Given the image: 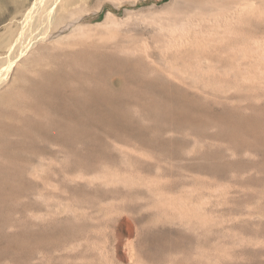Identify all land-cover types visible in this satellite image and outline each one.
I'll return each instance as SVG.
<instances>
[{"label": "rangeland", "instance_id": "obj_1", "mask_svg": "<svg viewBox=\"0 0 264 264\" xmlns=\"http://www.w3.org/2000/svg\"><path fill=\"white\" fill-rule=\"evenodd\" d=\"M18 1L25 6L34 0ZM167 1L83 0L75 14L81 17L74 26L78 31L75 35H79L68 49H96L95 44L101 39L135 43L138 39L137 43L143 47L148 44L154 49L157 44L154 33L167 37L171 32L158 31L156 26L146 22L149 14ZM254 1V10H261L264 16V0ZM0 2H6L9 9L14 7L12 0ZM3 13L0 12V16ZM11 18L0 23V38L8 37L10 29L7 25L17 28ZM254 18L252 14L245 16L246 45L241 47L264 51V18L260 22ZM198 31L203 43L213 37L205 29ZM256 33L263 36L260 43L250 39ZM231 38L235 41L238 36ZM194 53L185 51L173 57L162 56L167 65L188 72L192 80L208 86L206 88L213 90H210L212 93L217 92L205 94L196 91L195 87L174 83L187 89L191 96L195 94L192 101L185 97L179 98L181 103L177 102V91L144 83L143 76L150 75L148 70L145 71V63H134L132 68L138 72L134 79L116 68L107 67L99 72L95 66L97 81L81 80L85 89L93 94L112 91L103 77L111 75L122 84L119 94H111V98L102 100L89 98L88 93L85 100V94L81 93L83 100L91 106L86 110L89 113L86 115L81 111L82 114L85 112L82 115L84 121L78 124L67 120L76 124V128L80 125L79 129H84L83 138L75 141L80 152L76 156L80 158L69 168L70 172L76 171L72 172L74 175L82 170L87 174L86 178L69 183L70 190L58 182H55L58 188H53L48 184L50 180L44 178L52 174L47 168L48 171L40 175L45 181L40 176L35 177L41 180L38 182L42 187L43 182H48V188L44 189L46 193L42 191L46 194L43 197L37 198L35 189L27 190L30 195L34 192L31 196H27L23 187L17 190L21 193L16 192L18 186L13 187L15 192L7 191L10 196L7 193L8 199H5L8 201L0 199L4 200L0 201V264H73V261L74 264H264V97L256 95L262 92L259 87L264 85V81L260 82L262 74L257 67H251L247 73L249 79L245 78V61H242V64H233L235 69L232 66L223 77L219 78L218 74L220 80L212 74L213 80L211 74L205 73V77L204 73L197 72L195 67L200 65H197L198 55ZM207 62L202 65L214 66L216 63ZM222 63L227 64L226 61ZM192 65H195L193 69ZM192 70L199 73L198 76ZM115 87H118L117 82ZM229 87L235 93H242L243 97L226 102L219 93ZM15 89L1 104H17L23 97L25 102L32 99L19 85ZM254 106L259 110H254ZM17 110L38 116L24 106ZM5 121L18 123L10 117ZM53 164L51 169L56 171L63 166V163L61 166ZM94 175L98 177L93 181L90 177ZM28 200L35 201L34 206ZM48 206L54 207L53 215L46 210L50 208ZM21 219L25 221L20 224L23 229L17 226ZM92 252L95 254L88 260L76 262L71 257L81 253L91 255ZM64 256H68L65 261L60 259Z\"/></svg>", "mask_w": 264, "mask_h": 264}, {"label": "bare ground", "instance_id": "obj_2", "mask_svg": "<svg viewBox=\"0 0 264 264\" xmlns=\"http://www.w3.org/2000/svg\"><path fill=\"white\" fill-rule=\"evenodd\" d=\"M82 1L83 0H34L29 5L22 6L19 4L18 0H12L14 4V7L12 9H9L7 7L8 4H6V2H0V12H4L0 16V23L3 22L7 17L11 16V22H16L17 26V28L15 29L13 27L9 28L7 25L6 28L10 29L8 37L0 38V199L4 198V200H7V196L10 193L8 190L11 189L12 191H14L13 187L15 188L16 186H18L16 192H20L17 191L19 188V190H22L24 188L26 189V191L35 189L33 191L37 190L36 192H38L39 194H37L36 197L41 198L46 195L44 194V189L46 190V188H48V184H51L53 188L54 186L58 188V185H55V182H58L61 185L63 184L62 186H65L66 189L68 188V190H70L71 184L69 183H72L79 178H86L87 174H84L85 172L81 170L82 168L80 166L79 167L81 169H79L81 170V173L77 168L79 173H77L76 175H74L76 171L74 172L73 170L72 172L74 173H72L70 172L71 168H69L70 165L72 166L76 164L75 160H79L80 158V156L79 158L76 156L80 152L77 149V143L75 145V141L83 138L84 129H79L78 126L80 125H77L76 128V124L82 122L84 117L82 115H84L85 112L86 115L89 113V111L87 113L86 110H88L91 106L88 105V102L85 100L88 97L99 100H102V98L106 97L111 98V94L115 96L122 90V84L120 83V81L114 79L113 77H111V75L102 78V80H104L106 84L112 87L111 92L107 91L108 93H101V95L99 93L93 94L92 91H88L87 89H85L84 83L82 84L81 80L84 82L86 80H96L95 70L97 67L99 72L104 68L113 67L118 69L120 72H124V75L128 78L134 79L137 76L135 74V72L137 71L132 68L134 63H145V71L148 70L151 76L146 73L149 76H143V82L150 86L157 85L165 89L167 88L169 90L177 91L179 93L177 102H180L179 98L184 99L185 97L190 98V100L192 101L195 100L196 96H194L195 94L191 96L187 89L183 90L179 86H176L177 84L175 85L174 83H180L182 85H185L187 88L193 87L194 89L195 87L197 88L196 91H201L205 94H215L217 92L212 93L210 92L211 89L206 88L208 86H202V84H200L198 80H192V78L188 76V72L185 73L179 68L169 66V64L167 65L166 63H164V60H162L163 54H167V56L169 55L173 57L174 55L184 54L185 51H188V53L189 51L195 52L194 54L198 55V57L196 58L199 59H197L199 61L197 62V65H200L199 67H195L194 65V67L197 68V72H201L200 74L204 73V76L205 73L209 75L211 74L210 76H212L213 74V76H216V80L218 79V74L219 78L220 76L223 77L222 75L226 73L228 74L232 66L234 68L235 63L242 64V61H245V68L243 67L245 69V78H247V76H250L247 75V73H250L249 68L251 67H257L262 74L261 77L264 75V51H261L259 48L249 47V45V48L247 47L248 49L241 47V45H244V47L246 45L245 16L247 14H252V16L255 17L254 19L259 22L264 18L263 13L260 12L261 10H254L256 5V2L254 0H168L161 7L155 8L152 12L150 11L151 13L149 14L148 22H146L149 25L156 26L157 30H168L171 32V35L167 37H165L164 35L163 37L157 34L159 36L158 37L156 33H154V38L157 39V44H154V49L152 48V46H148V44L147 46L143 47V45L137 43L138 39H136L137 41L135 40L136 43L101 39L96 42V49L81 48L79 50L71 51L68 49V46L72 42H76V36L79 35L78 33V35H75L78 31L77 29H74V26L75 24H77L76 22L81 19V17L75 16V14L78 11V4ZM236 25H238V28H235ZM198 29H205V31L207 30V32H211L210 34H212L213 37H210L209 40L203 43L199 35L200 30L198 31ZM232 35H237L238 39L236 38L235 41H232ZM259 35L258 33L253 34L252 36H250V39H253V42L255 41L256 43H260V38L263 36ZM78 38L80 39L81 37ZM113 38L116 37H112L111 39ZM78 41L80 40H77V42ZM85 42L87 43V41ZM201 46L204 47V50L202 51H200ZM104 48L107 49L103 50ZM207 61L209 63L212 62V64L214 61H216V63L214 64V66L202 65L203 62L206 63ZM223 61H226L227 64H223ZM92 67L94 68L93 70ZM194 67L192 65V69ZM126 69H128L129 71H127ZM192 71L195 72V70ZM195 73L193 75L197 74ZM115 76L116 75H114V77ZM261 77L260 82H263L264 78L262 77V80ZM241 78L245 81L243 77ZM69 80H75L77 83L72 84L73 82H70ZM254 80L259 82L257 78ZM121 81L123 82L122 79ZM115 82H117L118 87H115ZM68 83H70L69 87ZM18 85L21 87V90L31 96L32 99L29 102H25L23 101V99L25 98L23 97L22 100H20V97V102H18L17 104L13 103L8 106H4L3 104H1L6 99V95L10 93L12 94L15 87H17ZM259 87L262 92H257L256 95L257 97L262 98L264 97V88L261 87H264V85H260ZM218 91H220V89ZM81 93H84L85 96L87 95L86 93H88L89 95L88 97H85V100H83V98L81 97ZM175 94L177 95V93ZM219 96L224 98V100L226 101L227 99H236V97L242 98L243 94L235 93V91H233L229 87L227 90L219 93ZM205 97L207 96H204V98ZM208 97L210 96L208 95ZM194 103L196 104V102ZM23 106L24 108L26 107L27 109L34 111L38 116L35 117L31 114H23L18 112L17 109L19 107L22 108ZM253 109L259 110V107L254 106ZM81 111H85L84 114H82L83 112ZM227 111L229 112V109ZM232 114L234 115V113ZM221 115H223V113H221ZM232 116L230 117L233 118ZM8 117L14 118L18 123L5 121V118ZM91 117L94 116L92 115ZM67 120L75 121L76 124H70L67 122ZM93 120H96V118ZM140 130L142 131L143 129ZM81 143H83V140ZM73 161H75V164H72ZM52 163L58 166H61L60 163H63V166H61L60 168L56 167V171L55 169H51ZM79 165H81V163H79ZM47 168L50 172L47 170ZM44 171H48V173L52 174H48L49 176H44L47 181L50 180V183L47 182V184L43 182L44 184L42 187V185H40V183L38 182L39 179L37 180L35 177H39L42 172L44 174ZM31 176L33 177L31 178ZM97 177L98 175H94L90 177V179H93L94 181ZM44 178L42 179V181H45ZM52 180L54 181V183ZM21 187L23 188L21 189ZM33 193L34 192H32L31 195ZM26 194L27 196L30 195L29 192ZM23 195L24 194H22V196ZM51 195H53L54 197V194H52V192ZM6 197L7 199H5ZM4 200L0 201L3 202ZM19 200L21 201V198ZM29 203H31V206H34L35 201L32 202V200H30ZM25 204L29 205L27 204V202ZM53 208L54 207L45 209L48 212H52L54 211ZM36 209L38 211V208ZM43 209L40 210V212H42ZM32 213H34V211L31 212V217H33ZM37 214L39 217V213ZM53 214L54 213L52 212V215ZM34 217L35 219H37L35 214ZM24 222L21 219V221L17 223V226H19L20 229H23L20 224L22 223L23 225ZM27 223L29 224V222ZM25 226L26 225H24V227ZM26 229L27 227L24 230L26 231ZM92 254L95 253L92 252L91 255H88L87 253H81L75 254L71 257L75 261L79 259L88 260L87 258L91 257ZM61 258L65 261L68 256H64V258L60 257V259Z\"/></svg>", "mask_w": 264, "mask_h": 264}]
</instances>
